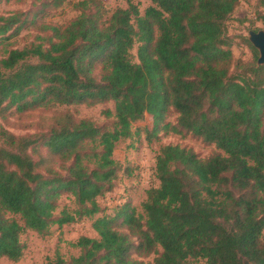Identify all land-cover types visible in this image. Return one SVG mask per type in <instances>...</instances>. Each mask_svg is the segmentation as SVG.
<instances>
[{
  "label": "trees",
  "instance_id": "obj_1",
  "mask_svg": "<svg viewBox=\"0 0 264 264\" xmlns=\"http://www.w3.org/2000/svg\"><path fill=\"white\" fill-rule=\"evenodd\" d=\"M149 1L144 13L128 0L107 15L103 0H77L64 27L45 18L66 0L0 14V46L23 29L45 32L0 57V258L22 259L27 229L45 236L89 217L99 237L81 235L79 255L47 264H264V65L247 37L254 59L236 58L227 32L243 0ZM81 105H102L106 121ZM57 106L28 122L34 133L8 127ZM146 116L150 142L191 134L220 151L163 145L144 213L129 200L104 213L99 198L122 170L116 144ZM64 194L75 208L55 215Z\"/></svg>",
  "mask_w": 264,
  "mask_h": 264
},
{
  "label": "rangeland",
  "instance_id": "obj_2",
  "mask_svg": "<svg viewBox=\"0 0 264 264\" xmlns=\"http://www.w3.org/2000/svg\"><path fill=\"white\" fill-rule=\"evenodd\" d=\"M41 0H3L0 4V14L6 15L18 11H26L33 6L39 5ZM77 0H66L63 6L51 12L45 18L47 23L58 26H66L79 12L74 9L73 2ZM107 15L112 13L118 7H127L128 0H103ZM138 3L140 11L145 12L146 8L152 5L149 0H133ZM264 6L260 0L242 1L236 8L233 16L227 23V32L233 37V51L236 58L251 61L254 59V53L251 47L245 42L244 37L249 38V31L264 29ZM41 23V22H40ZM45 32L39 28L23 29L21 33L12 38L9 44L0 46V57L7 54V49L22 48L25 45L36 40L37 35H44ZM137 52V47L133 49ZM138 60V59H136ZM258 63V62H257ZM108 106L113 108V103ZM50 111L43 112L42 109L28 113L22 118L13 117L12 122L8 124L11 131L16 134L34 133L39 127L34 124L27 126L28 122L36 123L43 115L50 116L54 111L63 110L64 106H57ZM55 109V110H54ZM102 105L88 107L81 105L79 114L81 116L91 117L99 123L106 121L102 114ZM178 114L173 113L170 120L176 121ZM150 122L146 116L134 123V129H141V132L135 134L133 138L120 140L115 147L114 156L122 164V170L113 191L99 198L104 213H113L116 205L129 200L134 205L138 213H144L143 202L147 199V190L154 186H159L160 181L156 176V157L160 148L165 144H179L193 148L202 157H207L212 153L220 151L215 144H208L192 136L191 134H164L160 133L158 139L150 142L146 138L144 126ZM0 123H3L0 117ZM64 208L70 210L75 208L74 197L64 194L60 201L55 215H59ZM103 214L99 213L95 217ZM93 218L84 217L74 223L59 227L57 224L51 227L49 234L43 236L36 231L27 229L21 234V240L26 244L24 256L19 261L10 260L7 257L0 258V264H47L48 260L60 252L65 258L80 254V249L75 245L81 235L98 238L99 235L93 228ZM154 254L148 257H141L146 261L151 260ZM202 264H205L202 262Z\"/></svg>",
  "mask_w": 264,
  "mask_h": 264
},
{
  "label": "water",
  "instance_id": "obj_3",
  "mask_svg": "<svg viewBox=\"0 0 264 264\" xmlns=\"http://www.w3.org/2000/svg\"><path fill=\"white\" fill-rule=\"evenodd\" d=\"M249 40L258 49V65H264V29L249 31Z\"/></svg>",
  "mask_w": 264,
  "mask_h": 264
}]
</instances>
